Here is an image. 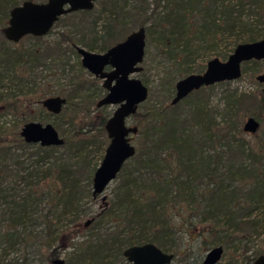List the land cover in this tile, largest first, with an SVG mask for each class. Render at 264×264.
I'll list each match as a JSON object with an SVG mask.
<instances>
[{
    "label": "trees",
    "instance_id": "1",
    "mask_svg": "<svg viewBox=\"0 0 264 264\" xmlns=\"http://www.w3.org/2000/svg\"><path fill=\"white\" fill-rule=\"evenodd\" d=\"M19 1L24 0H0V11L4 9L3 15L8 16L7 19L10 9ZM133 1L136 5L128 9V0H105L103 3V11L109 12V18L114 22L109 29L110 36L123 34L129 21L139 19L140 12L144 14L145 0ZM203 2L179 0L174 10H169L157 25L165 27L168 24L171 33L182 37L187 9H196L200 10L201 27H206V35L210 34L208 24L220 34H234L244 27L240 15L245 6L259 10L257 13L264 17V0ZM90 11L79 10L81 13ZM145 15L140 26L151 17ZM97 20L98 17H94L92 24H86L87 28H94ZM219 22H223V26ZM71 26L72 29L60 33L58 40L45 46L15 49L4 41L5 21L0 19V83L8 79L19 92L18 98L14 92L3 98L2 107L17 112L25 108L22 107L24 103L35 102L45 110L41 101L47 96L42 97L40 87L38 90L33 88L37 84L39 67L47 66L50 60L64 70L69 61L67 54L79 56L75 46L90 51L97 48L99 52L109 47L93 30L87 31L74 22ZM26 36L35 40L43 37ZM255 39V35H249L247 41ZM71 83L70 92L63 96L67 104L64 106L73 105V113H77L86 108L84 103L89 95L85 93L84 79ZM208 87L212 85L191 92L176 104H171L173 90L167 89V102L142 114L135 124L138 127L136 134L140 137L136 152L117 174L119 183L112 201L102 213L92 217L94 223L90 228L94 231L83 241L76 261L110 264L112 261L109 260L118 258L128 264L123 256L126 247L152 242L168 252L167 239L173 236L176 248L171 251L174 258L170 264L175 261L178 264H204L203 251L213 245L211 243L226 245L247 240L263 230L264 221L256 218L254 212L264 209V168L258 164V154L246 148L244 140L238 137L242 131L241 112L244 109L241 106L249 96L244 92L227 93L219 113L221 120L216 121L215 111L204 102ZM20 96L25 100H20ZM75 97L82 100L73 102ZM183 103H186L185 107H182ZM19 112L25 118L28 116V113ZM133 115H139L138 108ZM74 117L76 114L67 121L72 124ZM108 117L106 114L88 117L86 122L72 128L70 134L62 126H55L64 138V143L58 146L27 143L18 130L14 131V138L7 139L0 130V264H44L58 256L56 249L44 256L41 246L58 230L57 222L67 214L73 212L78 217L83 213L79 204L80 184L75 176L76 161L73 163L71 159L85 158L94 150L102 153L101 161L107 144L104 126ZM221 144L226 145L229 153L225 160L216 152V146ZM98 165L93 166L88 175L93 174ZM10 176L15 178L14 185L8 180ZM233 179L237 180L235 184ZM20 183L23 184L22 194L15 188ZM42 202L45 212L35 214L31 207ZM104 215L109 216V225H102ZM206 223L210 224L209 228ZM35 228H40V239L34 233ZM78 232L79 228L71 225L63 227L54 238L60 241V247L64 243L74 246L72 235ZM185 236L191 241L179 247L177 238L181 240ZM12 250L15 255L8 257ZM259 254L261 252L256 251L248 256L249 264H253Z\"/></svg>",
    "mask_w": 264,
    "mask_h": 264
},
{
    "label": "rangeland",
    "instance_id": "2",
    "mask_svg": "<svg viewBox=\"0 0 264 264\" xmlns=\"http://www.w3.org/2000/svg\"><path fill=\"white\" fill-rule=\"evenodd\" d=\"M177 1L179 0H145L144 4H146L147 8L144 14L140 12L139 19L129 21L128 25L123 30L124 33L121 35L110 36L109 29L111 30V25H114V22L109 18V12L103 11V3L105 0H95L94 7L90 9L91 11L89 10L90 12L88 13H81L78 10L74 11L77 12L75 15L70 16L69 13L60 16L48 33L43 35L40 40L24 36L18 42H13L6 38L4 41L6 45L15 49H22L23 47L28 49L37 45L45 46L47 43L58 40L60 33L72 29L71 23L74 22L78 25L81 24L84 27L83 29L87 31L90 29V31L93 30L96 32L97 36L102 37L105 44L110 46L115 42L122 40L130 31L137 29L140 26L142 18H145V14H150L151 17L148 20L146 19L147 21L143 24L146 29V44L145 55L141 63L142 70L131 75L139 78L148 88L147 98L138 105L139 115H132L126 120L127 124L135 125L136 122H139L142 118L143 113L149 112L154 106H159L167 102L165 97L168 91L167 89L171 91L173 90L172 95H174L175 83L178 79L190 73L203 72L206 68L207 61L211 58L217 57L220 60H226L237 44L247 42L249 35H255V40L264 37V17H260V14L257 13L259 10H256L251 6L244 7V12L240 15L241 24H243L244 27L236 30L234 34H229L228 32H221L220 34L217 31L215 32V28L211 26V24H208L210 34L206 35V27L204 26L205 29L201 27L203 23L200 18V10L187 9V18L184 23L185 34H183L182 37H178L176 34L170 32L171 30L168 24L165 27L163 25H157V23H161V20L169 10H174ZM21 2L22 1H19V4H21ZM233 2H235V0H230V3ZM206 3L207 0H204L203 4ZM128 4L127 9L132 5H136L133 0H128ZM2 10L4 11V9H1L0 11V19L3 22L5 21L6 25L8 22V16H4ZM190 10L193 11L190 12ZM5 17L6 20L4 19ZM94 17H98L96 26L94 28L89 27L88 29L86 24H92ZM219 23L223 26V22ZM245 26L248 28L247 30L245 29ZM95 51L99 52L97 48ZM66 56L69 61L68 64L65 65L64 70L59 64H54L50 60L47 66L39 67L36 70L37 84L33 85V88L38 90L40 87L42 97L52 95L66 96L70 92L72 86L71 82L79 78L84 79L87 85L85 93L89 95L86 97L84 103L86 108H81L77 113H73V105L65 107L66 104L63 106L61 114L56 116L46 111V109H42L38 103H24L22 107L25 108H21L19 111L28 113V116L25 118L23 117L24 115L21 114L22 112H15L2 107L3 98L9 96L12 92L16 93L17 98L19 94L18 89H15L8 79H3L0 83V130L4 133L7 139L14 138V131L18 130V132H20L23 124L32 120L41 122L42 124L51 122L54 126L60 125L66 129L67 134H70V132L73 131L72 128L86 122L88 117L104 114L110 116L112 114L116 105H104L95 109L97 101L105 93L101 84L102 80L94 77L81 65L80 55L76 57L73 53H69ZM263 71L264 61L262 60L252 59L243 62L241 64V75L238 78L230 81L218 82L213 84L212 87L206 88L205 92L208 97L206 96L204 102H207L208 107L215 111L216 121H220L221 117L219 113L224 107V96L227 93L235 91L236 93L244 92L248 94L249 98L245 99L241 106L244 109L241 112L240 126L242 131L239 132L238 137L244 140L246 148L253 149L258 154V164L262 165L264 168V84L260 83L256 78L257 75ZM8 73L12 76L10 72ZM19 99L25 100L23 96H20ZM192 99H195V97H192ZM81 100L82 99L79 97H75L73 102H79ZM183 106L185 107L186 103H183L182 107ZM73 114H76V117L73 118V123L70 124L67 119ZM250 116L259 121L258 129L253 133L243 130V124ZM84 129L85 128H83V130ZM59 133L61 134L60 131ZM139 140V134H135L131 138V141L136 148ZM108 141L109 139L107 137V143ZM216 152L218 154L220 153L224 160L229 154L225 144L216 146ZM101 154L100 151L93 150L87 157L85 156V158L83 156V158L76 156L71 159L73 163L76 161L75 169L77 170L75 171V176L78 180L77 182L80 184L79 204L83 209V213L76 217V215L71 212L70 214H67L62 221L57 222L55 227L58 230H56L53 236L47 240L45 245L41 246V253L44 256H47L50 250L56 249L57 255L64 258L66 264L86 263L75 260L83 241L88 239L89 235L94 231L90 228V225L94 223L93 221L87 226H85L84 223L88 219H92L93 216H97L103 212L104 208L109 205V202L112 201L116 194L117 185L119 183V178L116 176V178L106 186L102 194L97 195L96 197L92 196L93 174L91 173V175H88V173L93 166L100 163ZM83 160H85V163H83ZM88 178H90V182H88ZM8 180L14 185L15 178L13 176L8 177ZM236 181L237 180H234L233 184H235ZM15 188H17V191L20 194L24 193L22 191V183ZM86 190L89 191V194ZM31 210L35 214L44 213L45 208L43 202L40 205L32 206ZM254 215L256 218L264 221L263 208L255 211ZM109 220V216L104 215L102 225H109ZM71 225H75L79 228V232L72 235L74 237H72L73 239H71V242H73L74 246H65L66 244L64 243V246L60 247V241L54 237L63 227H70ZM205 225L209 228L210 224L206 223ZM39 230L40 228H35L34 230L37 239H40L39 235L41 233ZM172 237L173 236H170L167 239L168 252H174L176 248V245L173 244L174 241H172ZM182 238L183 239L181 240L180 238H177L178 240L176 241V244H178L179 247H184V243L191 241L187 236ZM212 239L214 238L211 237V240ZM222 240L226 241L225 238ZM211 244L213 245H210L203 251V257L213 246L222 245L224 252L219 261L220 264H249L248 256H252L256 251L262 252L264 249V228L259 233L251 235L247 240H236L227 243L226 245L218 242ZM13 255H15V250L8 252V257H12ZM109 261H112L110 264H114V262L115 264H124V261L118 258H113ZM174 264L178 263L175 261Z\"/></svg>",
    "mask_w": 264,
    "mask_h": 264
},
{
    "label": "water",
    "instance_id": "3",
    "mask_svg": "<svg viewBox=\"0 0 264 264\" xmlns=\"http://www.w3.org/2000/svg\"><path fill=\"white\" fill-rule=\"evenodd\" d=\"M94 2L95 0H24L10 9L8 22L3 28L4 36L10 41L18 42L26 35H46L60 16L78 10H90L94 7ZM145 44V27L140 26L104 52L75 46L81 65L95 77L102 79V85L107 90L96 106L116 105L104 126L109 141L93 173V197L102 194L106 186L116 178L124 163L136 152L131 138L137 133L138 127L127 124L126 120L136 113L138 105L148 96L147 86L139 78L131 76L142 70ZM252 59L264 61V37L241 42L226 60L211 58L203 72L190 73L178 79L171 104L178 103L201 87L238 78L241 75V64ZM107 66L110 67L109 70L105 69ZM256 78L264 84V71ZM41 104L48 112L59 114L66 104V98L60 95L47 96L42 99ZM258 127L259 121L252 116L243 124L246 132L253 133ZM19 134L27 143H38L42 146H58L64 143V138L51 122L42 124L34 120L28 121L23 124ZM91 220L88 219L84 225H89ZM223 251L221 245L213 246L205 253L203 263L216 264ZM123 256L129 264H170L174 258L172 252L163 251L152 242L128 246L123 250ZM46 264H65V259L57 256ZM253 264H264V249Z\"/></svg>",
    "mask_w": 264,
    "mask_h": 264
},
{
    "label": "flooded vegetation",
    "instance_id": "4",
    "mask_svg": "<svg viewBox=\"0 0 264 264\" xmlns=\"http://www.w3.org/2000/svg\"><path fill=\"white\" fill-rule=\"evenodd\" d=\"M139 27H140V26H139ZM132 31H133V30H132ZM145 31H146V29H145ZM130 32H131V31H130ZM130 32H129V33H130ZM129 33H128V34H129ZM128 34H127V35H128ZM127 35H126V36H127ZM126 36H125V37H126ZM125 37H124V38H125ZM124 38H123V39H124ZM123 39H122V40H123ZM120 41H121V40H120ZM116 43H117V42H116ZM114 44H115V43H114ZM112 45H113V44H112ZM109 47H110V46H109ZM107 48H108V47H107ZM107 48H106V49H107ZM106 49H105V50H106ZM105 50H104V51H105ZM104 51H101V52H104ZM105 69H106V70H109L110 67L107 66V67H105ZM92 75H93V74H92ZM93 76H94V75H93ZM94 77H95V76H94ZM96 78H98V77H96ZM99 79H100V78H99ZM101 80H102V79H101ZM102 81H103V80H102ZM101 84H102V82H101ZM102 87H103V85H102ZM103 88H104V87H103ZM104 90H105V93H106V92H107L106 88H104ZM105 93H104V94H105ZM46 111H47V110H46ZM127 262H128V261H127ZM128 263H129V262H128Z\"/></svg>",
    "mask_w": 264,
    "mask_h": 264
}]
</instances>
